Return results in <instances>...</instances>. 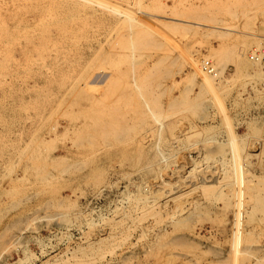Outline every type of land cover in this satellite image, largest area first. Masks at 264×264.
I'll return each instance as SVG.
<instances>
[{
    "label": "rangeland",
    "instance_id": "rangeland-1",
    "mask_svg": "<svg viewBox=\"0 0 264 264\" xmlns=\"http://www.w3.org/2000/svg\"><path fill=\"white\" fill-rule=\"evenodd\" d=\"M256 51L264 0H0V264H264Z\"/></svg>",
    "mask_w": 264,
    "mask_h": 264
},
{
    "label": "crops",
    "instance_id": "crops-1",
    "mask_svg": "<svg viewBox=\"0 0 264 264\" xmlns=\"http://www.w3.org/2000/svg\"><path fill=\"white\" fill-rule=\"evenodd\" d=\"M213 44V47H216L215 43ZM230 60L231 61L227 63L226 66L231 69V76L233 77L234 82H238V85L241 87L245 86V89L247 90L243 97L245 100L248 99V104L245 103L244 108H246V111L247 109H249L250 113L258 115L257 125L261 126L264 119V93L261 92L260 89L264 85V75L261 76L260 73L256 75V72L246 70L244 64L236 62V57H230ZM235 64H238L237 69L235 68ZM261 72L262 74H264V71ZM248 77H250L251 79H248ZM250 80H252V82ZM253 88H257V90H253Z\"/></svg>",
    "mask_w": 264,
    "mask_h": 264
},
{
    "label": "built area",
    "instance_id": "built-area-1",
    "mask_svg": "<svg viewBox=\"0 0 264 264\" xmlns=\"http://www.w3.org/2000/svg\"><path fill=\"white\" fill-rule=\"evenodd\" d=\"M249 60L258 63V64H264V54L262 52H254V54L249 56ZM201 69L204 73L211 77H215L217 75V69L216 67L208 60H204L201 63ZM242 167L238 169L239 175H242Z\"/></svg>",
    "mask_w": 264,
    "mask_h": 264
},
{
    "label": "bare ground",
    "instance_id": "bare-ground-1",
    "mask_svg": "<svg viewBox=\"0 0 264 264\" xmlns=\"http://www.w3.org/2000/svg\"><path fill=\"white\" fill-rule=\"evenodd\" d=\"M192 61V69L194 68V73H195V76H199V77H197L198 79L200 78H206V76H204L202 73H201V70L198 68L199 66H198V64H196V62H195V60H191ZM211 78H213V77H211ZM204 80H207V83H208V78L207 79H204ZM206 82V81H205ZM209 85V84H208Z\"/></svg>",
    "mask_w": 264,
    "mask_h": 264
}]
</instances>
